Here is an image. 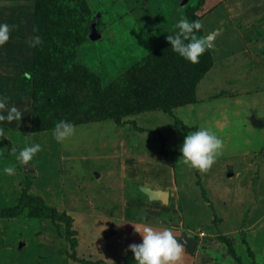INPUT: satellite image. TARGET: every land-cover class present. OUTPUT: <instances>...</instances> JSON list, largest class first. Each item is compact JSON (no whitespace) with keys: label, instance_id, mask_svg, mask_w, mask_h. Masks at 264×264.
<instances>
[{"label":"rangeland","instance_id":"1","mask_svg":"<svg viewBox=\"0 0 264 264\" xmlns=\"http://www.w3.org/2000/svg\"><path fill=\"white\" fill-rule=\"evenodd\" d=\"M35 3L0 0V22L12 26L9 40L0 45V54L9 51L0 59V72L22 74L33 82L28 86L30 115L37 123L52 125L36 131L32 124L27 127L20 122L17 127L0 126V169L15 165L14 174L0 173V264H72V260L85 259L98 263V257L115 264L131 260L136 264L128 245L142 241L136 230L142 226L135 220L130 226L126 223L123 230L125 222H133V216L156 225L163 221L162 226L176 237L204 240L200 248L207 250V241L221 237L224 243L212 247L220 253V263L264 264V126H251L249 120L254 112L264 117V0H85L87 11L78 10L76 1L59 0L60 9L67 11L61 13L63 18L52 36L64 43L74 41L76 61L96 73L102 86L110 90L113 82L134 78L129 84L114 85L122 94L114 96L122 106L107 114L114 113L112 117L120 121L103 116L95 119L99 112L86 113L93 104L103 115L106 109L88 94L91 83L71 75L66 59L51 57L50 75L45 76L44 86L41 84V75L49 70L43 66L38 72L34 70L31 40L36 26ZM181 14L201 23L202 18L212 17L211 30H201L200 35L226 26L230 31L217 43H225L228 34L235 31L232 35L240 36V41L258 43L261 55L256 49L249 51L252 66L261 69L253 89L244 85L241 93H221L223 96L214 102H207L212 104L208 110L213 117L207 124L222 138L223 147L212 166L201 172L185 164L180 152L185 136L199 126L183 128L177 116L170 117L160 106L130 115L124 112L132 107L123 97L127 89L136 96L145 91L143 83H136L140 81L136 75L140 72L144 76L141 70L152 62H145L144 67L139 64L167 41ZM94 21L101 32L97 39L89 37ZM161 35H165L164 41L155 42L154 37ZM10 43L18 45L15 54L10 51L13 48H6ZM211 47L200 58L201 70L193 72L205 74L211 67ZM178 63L175 75L183 80L185 68ZM37 80L40 86H36ZM185 93L179 82L171 90L169 106L187 103L193 92L189 97ZM72 95L80 106L71 105ZM78 108V116H72ZM165 115L166 121L162 119ZM185 116L195 120L190 114ZM60 119L82 120L74 122L76 133L64 142L52 136L55 125L51 123ZM168 120L179 130L171 128ZM31 142L40 143L42 148L28 164H21L16 155ZM202 185L210 201L202 195ZM146 187L169 191L170 200L159 206L152 204ZM40 197L62 215L56 219L40 215L36 201H32ZM232 236L240 260L226 255L230 245L223 237ZM72 237L77 242L75 248ZM194 253L184 250L177 264H194Z\"/></svg>","mask_w":264,"mask_h":264},{"label":"trees","instance_id":"2","mask_svg":"<svg viewBox=\"0 0 264 264\" xmlns=\"http://www.w3.org/2000/svg\"><path fill=\"white\" fill-rule=\"evenodd\" d=\"M59 0H36V8H35V15H34V23L39 29L38 34L42 37V41L40 44L36 45L34 47V70L35 72L40 71L41 67H45L49 71L46 72V74L41 75V84L44 86L45 84V76L48 78V74L50 73V64H51V57L53 59L57 57H61L62 60L66 59L70 63V69L72 68L71 75H74L76 77H80V80L86 81L88 83L92 84V87L89 89L88 94L90 96L94 97L96 101L99 103H104L105 107V113L104 116L100 111L99 108L93 104L89 105L86 108V113L88 112H99L97 113L96 118H100V116H103L102 118L108 117L112 118L115 121H120L118 118H113V114L115 113L116 109H120L122 104H118L119 101L114 96H120L118 91H116L117 87L114 85L119 86L118 83H130L134 80L132 77L123 78L119 82H113L112 87L113 90H110L108 88H104L101 84L100 77L92 72L90 69H88L86 66L80 64L76 61L75 57V43L74 41H68L67 43L57 41L52 36V33L54 32V27H57L60 25L61 20V13H66L67 9H60V4L58 3ZM76 1L80 4V7H78V10H84L87 11V6L85 3V0H72ZM77 3L75 6L77 7ZM75 8V7H73ZM56 15V16H55ZM63 18V17H61ZM60 20V21H59ZM59 21V23H58ZM201 29L198 31L200 32ZM37 33H35L36 35ZM90 34V33H89ZM90 37V36H89ZM46 49V50H45ZM48 51V54L47 52ZM203 54L200 55V58ZM200 58L198 62L193 63L189 60H186L184 57L180 56L179 53L173 51L171 48L170 42L167 40L166 42L158 45L154 51L149 56H146V58L141 61L139 64L140 67H144L145 62H152V65L146 66L141 70V73H143L144 76L139 75L140 72L137 73L136 77L140 78V81H136V83H143L142 85L145 89V91L140 96H136L134 93L130 92V89H127V92L123 94L124 98H127L130 100L131 108L126 109L124 112L125 114H133L137 113L139 111L153 109L156 106L163 107L165 110H169V100L171 96V90L174 89V87L182 83L183 86L186 88V95L189 97L192 92H194L193 85L198 82L200 78L203 77V73L200 72H193V70H201L202 63L200 61ZM60 60V59H59ZM212 61V59H211ZM178 62L182 63V67L185 68L184 70V76L183 80L182 78H178L176 74V69L174 68L175 64H179ZM185 64V66H184ZM212 64V62H211ZM24 68V67H23ZM139 68V67H138ZM25 70V69H24ZM182 70V69H181ZM26 71V70H25ZM152 71V74L149 73ZM131 73V70L129 71ZM134 74V72H133ZM133 74H129L133 75ZM50 75V74H49ZM182 75V74H181ZM25 75L23 76V81L28 84H33V82L26 79ZM26 79V81H25ZM58 79V77H57ZM133 79V80H132ZM48 80V79H47ZM135 81V80H134ZM37 85L40 86L39 80H37ZM132 86V85H131ZM150 87V88H149ZM193 90V91H192ZM73 94V93H72ZM73 96V95H72ZM191 98H188L189 101L193 100V93L191 95ZM74 102L71 104L74 107L80 106V101L76 99L74 96L72 98ZM80 108L73 110L74 113H72V116H78L76 114L80 113ZM107 112H114L112 114H107ZM124 114V115H125ZM74 122L82 121L81 119H73L71 120ZM51 124H56L51 123ZM50 123H37L35 116L33 117V123H32V129L33 130H40L42 128H48ZM202 195L206 200H209V197L207 196V193H205V189L203 188V185L201 186ZM33 202L36 201V205L38 207V211L40 215H45L47 217H51L53 219H56L60 217L62 214L59 210H57L55 207H51L46 204L44 199L41 197L39 199L32 200ZM210 201V200H209ZM212 203V201H211ZM72 232V231H71ZM74 239V243L72 244L75 248L77 245V242L75 241V237H72ZM226 239L230 245V250L235 255V257L239 260L240 257L235 253L233 245L231 241L228 239V237H223Z\"/></svg>","mask_w":264,"mask_h":264},{"label":"crops","instance_id":"3","mask_svg":"<svg viewBox=\"0 0 264 264\" xmlns=\"http://www.w3.org/2000/svg\"><path fill=\"white\" fill-rule=\"evenodd\" d=\"M211 18L212 17H210V19ZM210 19H209V17L202 18V30H205V31L211 30L210 22L213 20V18L211 20ZM15 26H17V24H15ZM97 28H98V25H97ZM153 28L154 27H152L151 30ZM218 29L220 30V32L218 33V35L214 39V46L211 47L213 49H216V50H213V49L211 50V59H212L211 67L203 75V77L200 78L198 80V82L196 83L195 88H194V92H193V100H190L191 102H188L189 100H187L186 101L187 103H185V104L170 106L169 110L162 109L163 111L168 113V115L170 117H173V115L177 116V118H176L177 123L181 122L183 128L184 127L197 128L198 126L200 128H202L203 125H204V127L209 128L207 122H208V120L210 121V119L213 117L211 116V114H209V110H208L210 107H212V104L207 103V102H214V100H217V98L223 96V95H221V93L225 94V96H230L232 93H234L235 91H238V90L241 93L244 85H247L248 89H253L252 85H254L255 79L258 77L257 74H258L259 70L261 71V69L258 70L256 67L252 66L253 63L251 62L250 58L248 57V56H250L249 51H253L254 49H256V53L258 54V56H261L257 50L258 49V47H257L258 43H246L243 40L240 41V36L237 38V36L235 37L232 35V34L236 35L235 31L228 34L229 37L225 41V43H217V42H219L218 40H221L223 42L224 41V39H223L224 34L227 33L228 31H230V30H228V28L226 26L225 27L222 26ZM98 30H99V28H98ZM215 30H217V29H215ZM164 38H165V35H161L160 37L155 36L154 40H155V42L156 41L161 42V41H164ZM17 44H19V43H17ZM17 47H18V45L10 43L8 45V47H6V48H8V49L13 48L10 51L12 52V54H15ZM8 53H9V51H6V53L4 52V54H6V55H8ZM4 54L3 53L0 54V59L6 57V55L4 56ZM12 63H14V62H12ZM6 72L7 71L0 72V90H1L0 94L7 95L10 98L8 101L9 105L17 104V106H18L17 108H19V110L22 112L23 116H22L21 120L0 121V126L4 127V128H6V127L7 128L8 127H17L20 125V123H23L25 126L29 127L33 123V119L31 117V115H30L31 113L29 111V109H30V95H31V93L29 91V87H28L29 84L25 83L23 81L24 79L22 77V74L19 75L18 73L16 74L15 72H10V71H8L7 73ZM221 80L223 83L220 82ZM250 81H251V83L249 84ZM255 92L259 93L258 90ZM232 95H235V94H232ZM6 110L3 109V111H5V112H6ZM199 113H202V116H198ZM185 114H190V117H194L195 120H191L189 117L187 118V116H185ZM252 115H255L257 118H260L264 121V117H260L259 113L254 112L250 115V118H249L251 126H255V127L264 126V124L259 126V125H256L255 123H253ZM200 117H202V118H200ZM144 118H146V116ZM206 118H207V121L205 122V124H201V123H203L202 121L206 120ZM162 119H164L166 121L167 115H165V117L162 116ZM158 121H160V120H158ZM18 122H20V123H18ZM155 122H156V120L152 121V123H155ZM216 123L222 124L221 122H218L217 120H216ZM168 124L171 126V128H176L174 126V124L171 123L170 120H168ZM137 127L140 130L142 129V127H140L139 125ZM144 130H146V129H144ZM176 130H179V129L176 128ZM182 132H183V130H182ZM197 171L201 172L198 169H197ZM96 176L99 177L100 173L97 172ZM148 189L163 190V191H164V189L153 188V187H146L145 188V192L147 193V195H149V197L153 199L152 204L159 206V204L163 205L166 201L170 200V192L169 191H168L169 194H168L167 200H164L161 197H156V196L151 195L148 192ZM115 204H116V206H119V204H117V203H115ZM111 205H113V203ZM131 220L133 222H125V226L123 228L124 231L126 230V223L130 226V223H134L135 220H139V223H135V224H140V226H142V227L145 225H148V226L153 225V226H158L160 228L165 227V226H162L164 223L163 221L160 224L156 225V223H154V221H152L153 223L148 222V221L143 220L141 217L135 218L133 216L131 218ZM114 230H115V228L112 231H114ZM181 237H176V238L178 239V241H180ZM221 239L222 238L220 237V238H215V240L211 239V240L207 241V242H209L208 245H210V246L207 245L209 247L208 250L205 248H200V244L202 243V241H204L202 239L197 238V244L193 250H189L185 243H183L182 241H180V242H182L184 244V250L185 251L190 252V253L192 251H194L196 253V258H195L194 264H221L222 262L220 263L221 260L219 261V258H218V257H221L220 253L217 252V250H214V248H212L213 245L215 246V244H217V243H224L223 242L224 240L222 241ZM228 239L231 241V243L233 242L232 245H233L234 251L241 259V255L239 254L238 249L235 247L234 237L232 236L231 239L228 237ZM84 247H86V244L84 245ZM227 250H228V252L226 253V255H228L229 258H231V259H232V257L236 258L235 255L230 250V248ZM192 255H193V253H192ZM96 260H101V262H98L99 264H115V263H110L101 257H98ZM71 263L72 264H98L96 262L92 263L91 261H88L86 259L81 260L80 262L78 260H72ZM131 263H132V260L130 262H128L127 264H131ZM133 263H136V262H133ZM191 264H193V263H191Z\"/></svg>","mask_w":264,"mask_h":264},{"label":"clouds","instance_id":"4","mask_svg":"<svg viewBox=\"0 0 264 264\" xmlns=\"http://www.w3.org/2000/svg\"><path fill=\"white\" fill-rule=\"evenodd\" d=\"M10 26L6 22H0V45L10 38ZM175 30H169L166 39L170 42L173 51L179 53L193 63L198 62L200 55L212 46V35H200L202 23L199 19H190L181 14L176 21ZM31 43L36 46L41 43L42 37L38 34L39 29L33 26ZM27 75V73H26ZM9 97L0 94V121L21 120L22 112L15 104H8ZM3 109H7L6 112ZM76 133V125L67 119H60L52 129V136L57 142H64ZM223 147L222 138L207 127L189 131L180 147L181 159L185 164L200 171H207ZM42 145L38 142L26 143L20 148L16 160L21 164H28L41 150ZM13 152L17 150L12 149ZM180 159V160H181ZM15 165H5L0 173L14 174ZM136 226V225H135ZM136 230L142 234V241L130 243L128 248L134 253L136 264H177L182 259L184 244L176 238L170 228L157 230L145 225L142 228L136 226Z\"/></svg>","mask_w":264,"mask_h":264},{"label":"water","instance_id":"5","mask_svg":"<svg viewBox=\"0 0 264 264\" xmlns=\"http://www.w3.org/2000/svg\"><path fill=\"white\" fill-rule=\"evenodd\" d=\"M184 1H186V0H181V2H184ZM219 32H220V30L217 29L214 32L209 34V35L214 34L213 39H212V47L214 46V39L218 35ZM89 36L91 39H97L101 36V33L99 32V30L97 28L96 21L91 23V31H90ZM252 121H253V123H255L256 125H259V126L264 124V121L260 118H257L255 115H252ZM148 192L151 195L156 196V197H161L164 200H167L168 194H169V192L167 190L163 191V190L148 189ZM180 241L185 243L189 250H193L197 244V238L196 237H188L185 235L180 238Z\"/></svg>","mask_w":264,"mask_h":264}]
</instances>
